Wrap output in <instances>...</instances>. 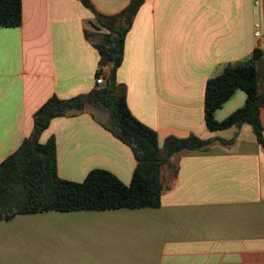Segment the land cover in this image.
<instances>
[{"label": "crops", "instance_id": "0c3cea01", "mask_svg": "<svg viewBox=\"0 0 264 264\" xmlns=\"http://www.w3.org/2000/svg\"><path fill=\"white\" fill-rule=\"evenodd\" d=\"M130 1L91 0L106 14ZM22 2V24L0 26V164L31 134L48 98L96 87L101 56L88 34L107 32L81 0ZM257 21H264V0L261 6L145 0L117 72L130 110L157 131L160 146L170 136L193 134L218 141L176 156V177L163 170L170 188L158 207L50 210L0 220V264H264V148L244 136V125L211 131L205 120L208 79L255 48L264 50V38L254 35ZM259 70L264 86V56ZM246 98L237 90L216 119ZM261 121L264 127V106ZM235 135L232 144L219 141ZM52 136L60 177L81 182L103 168L131 183L132 149L89 112L52 119L40 141Z\"/></svg>", "mask_w": 264, "mask_h": 264}, {"label": "trees", "instance_id": "16d2710c", "mask_svg": "<svg viewBox=\"0 0 264 264\" xmlns=\"http://www.w3.org/2000/svg\"><path fill=\"white\" fill-rule=\"evenodd\" d=\"M107 32L88 34L100 53L96 77L105 84L87 93L62 99L51 96L34 115V127L21 146L0 164V220H10L19 214L50 210H104L120 208L158 207L163 193L170 188L163 181V170L176 177L179 167L176 156L211 146L214 138L203 139L195 134L185 138L170 136L159 144L155 129L134 116L127 103L126 86L118 81L117 72L124 59L125 39L145 0H131L121 11L106 14L91 0H81ZM23 21L22 0H0V26L19 27ZM100 30V27H97ZM97 40H92L93 37ZM264 56L260 47L247 58L225 64L210 77L205 92V120L211 131L250 124L257 141L264 148V127L261 109L264 106V86L259 64ZM247 94L245 104L223 120L215 112L237 90ZM94 111L108 114L107 122ZM89 112L98 122L126 143L133 151L137 165L130 184L124 183L107 169L95 168L81 181L60 177L57 164V143L54 136L40 141L41 134L52 119ZM236 135L219 139L232 144Z\"/></svg>", "mask_w": 264, "mask_h": 264}, {"label": "built area", "instance_id": "2783aa9c", "mask_svg": "<svg viewBox=\"0 0 264 264\" xmlns=\"http://www.w3.org/2000/svg\"><path fill=\"white\" fill-rule=\"evenodd\" d=\"M253 3L256 6H261L263 4V0H253ZM254 28L255 37L264 38V21L255 22ZM96 84L102 86L105 84V80L102 77H98L96 80Z\"/></svg>", "mask_w": 264, "mask_h": 264}, {"label": "rangeland", "instance_id": "374dc122", "mask_svg": "<svg viewBox=\"0 0 264 264\" xmlns=\"http://www.w3.org/2000/svg\"><path fill=\"white\" fill-rule=\"evenodd\" d=\"M94 112H95V115L99 119L103 120L104 122H107V119H108V114L107 113H105V112H99V111H94ZM243 133H244V136L250 134V136L256 137L255 136V133L253 131V128H252V126L250 124H244ZM230 135H233V132ZM169 171L171 172V170H169Z\"/></svg>", "mask_w": 264, "mask_h": 264}]
</instances>
